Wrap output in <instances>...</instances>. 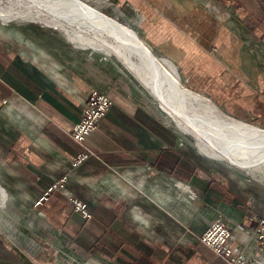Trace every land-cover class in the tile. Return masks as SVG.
Wrapping results in <instances>:
<instances>
[{"label":"crops","instance_id":"crops-1","mask_svg":"<svg viewBox=\"0 0 264 264\" xmlns=\"http://www.w3.org/2000/svg\"><path fill=\"white\" fill-rule=\"evenodd\" d=\"M130 1L156 40L177 46L179 61L195 56L197 86L228 88L229 101L264 126V0ZM6 39L0 36V264H59L68 247L90 255L88 264H228L200 240L217 218L256 264L258 243L243 220L264 215L260 186L182 141L137 100L77 64H59L45 44ZM93 88L111 104L84 142L89 157L73 167L83 147L71 129ZM65 173V191L35 204ZM70 195L86 202L91 218L73 209Z\"/></svg>","mask_w":264,"mask_h":264},{"label":"rangeland","instance_id":"rangeland-1","mask_svg":"<svg viewBox=\"0 0 264 264\" xmlns=\"http://www.w3.org/2000/svg\"><path fill=\"white\" fill-rule=\"evenodd\" d=\"M81 1L135 31L139 39L144 42L154 56L160 58V60L165 58L166 62L171 63L173 71L179 76L178 81L180 84L208 99L215 106L217 114L250 123L264 131V126L251 113L236 106L233 101H229L226 95L228 88H226L227 90H217V88L212 86H197L195 84L197 78L194 75L195 72L191 71L192 65H190L195 56L187 55V57H183V60L187 61L188 65L185 62L183 63V60L179 61V56L176 57L177 54H174L177 46L172 47L173 44L171 42L165 43L164 41L156 40L153 37V31L148 30L149 27H146L142 21L143 17L140 10L130 0ZM40 4L32 0H0V13H13L9 14V18H4L0 14V36L8 37L9 39L6 40L9 42H22L24 45L31 41L45 44V46L60 55L59 64H77V67L92 78L101 80L109 88L137 100L150 111L159 114L157 116L161 118V121L167 127L171 128L172 132L180 133L182 141L193 143L200 149L196 137L192 133L184 131L177 124L139 76L105 44L104 40L112 42V38L110 39L104 34L95 33L87 23L83 22L77 27L72 24L71 29L74 32L69 36L63 28L49 26L42 22L45 19H51V17L48 12L41 10ZM44 8L48 10L51 8L57 9L56 6L46 7L45 5ZM19 11L35 13L36 20L14 17L15 12ZM60 21H63V17ZM245 41L247 43L249 40L245 39ZM243 58L246 64L252 59L251 56L249 58V54L246 52ZM256 58L253 56L254 60ZM250 73L255 76L256 71L250 70ZM200 151L213 160L235 168L264 190V161L254 163L250 168H245L236 166L229 160L212 157L201 149ZM3 202L0 203V208L4 206ZM243 221L245 222L246 219L244 218ZM83 254L69 247L63 249L58 260L59 264H88L85 260L90 258V255Z\"/></svg>","mask_w":264,"mask_h":264},{"label":"bare ground","instance_id":"bare-ground-1","mask_svg":"<svg viewBox=\"0 0 264 264\" xmlns=\"http://www.w3.org/2000/svg\"><path fill=\"white\" fill-rule=\"evenodd\" d=\"M32 1L41 3V10L50 14L51 19L42 21L44 24L63 28L69 36L74 32L72 24L77 27L83 22L95 33L112 38V42L104 40L105 44L139 76L177 124L196 137L200 149L206 154L245 168L264 161V131L250 123L217 114L208 99L180 84L171 63L154 56L135 31L81 0ZM44 5L57 9L48 10ZM0 14L9 18L13 13ZM34 15L33 12L19 11L13 16L36 20ZM62 17L63 21H60Z\"/></svg>","mask_w":264,"mask_h":264},{"label":"built area","instance_id":"built-area-1","mask_svg":"<svg viewBox=\"0 0 264 264\" xmlns=\"http://www.w3.org/2000/svg\"><path fill=\"white\" fill-rule=\"evenodd\" d=\"M111 104V98L105 90L93 88L87 92L81 118L75 122L71 129L72 138L82 145V149L72 158V166L75 167L84 162L91 151L84 144L88 135L95 130L98 123L105 116ZM68 174H62L54 179L44 188L35 204H42L54 191H65ZM69 202L75 211L80 212L85 218L92 217V212L86 202L80 198L70 195ZM244 224L247 225L250 234L258 243L259 251L254 263L264 264V215L257 212H250L246 216ZM233 231L227 222L217 218L200 234V240L222 257L228 264H252L240 246L232 243Z\"/></svg>","mask_w":264,"mask_h":264}]
</instances>
